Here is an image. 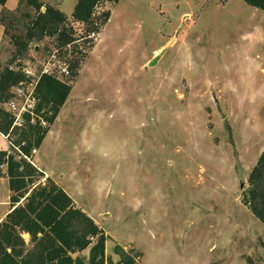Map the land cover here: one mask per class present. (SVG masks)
<instances>
[{"label": "rangeland", "instance_id": "1", "mask_svg": "<svg viewBox=\"0 0 264 264\" xmlns=\"http://www.w3.org/2000/svg\"><path fill=\"white\" fill-rule=\"evenodd\" d=\"M37 1L66 16L70 53L45 36L15 56L12 39L36 14L30 0H6L0 70L58 49L76 66L31 159L42 185L55 183L104 231L107 257L119 245L139 264H264V225L246 205L264 150V12L243 0H119L80 24L78 0ZM9 196L2 176V220Z\"/></svg>", "mask_w": 264, "mask_h": 264}, {"label": "trees", "instance_id": "2", "mask_svg": "<svg viewBox=\"0 0 264 264\" xmlns=\"http://www.w3.org/2000/svg\"><path fill=\"white\" fill-rule=\"evenodd\" d=\"M104 1L119 0H78L71 15L73 22L90 23L95 8ZM243 1L264 12V0ZM5 3L6 0H0L1 6ZM30 4L36 16L23 39L13 37L15 56L21 55L33 40L45 36H56L61 49L75 41L65 15L51 7L41 12L42 5L37 0H30ZM99 18L105 22L109 13ZM69 67L71 76H75V64ZM23 79L19 72L0 70V135L9 144L7 151H0V177L7 179L11 205L0 220V264H139L141 254L119 245L113 249L119 258L114 263L105 255L104 231L75 206L63 189L48 179L45 185L40 182L44 174L31 159L57 119L71 87L42 76L35 87L33 109L23 113L21 123L16 124L14 115L4 105L13 97L11 89ZM248 186L246 205L264 225V150L248 176ZM86 251L85 257L79 256Z\"/></svg>", "mask_w": 264, "mask_h": 264}, {"label": "built area", "instance_id": "3", "mask_svg": "<svg viewBox=\"0 0 264 264\" xmlns=\"http://www.w3.org/2000/svg\"><path fill=\"white\" fill-rule=\"evenodd\" d=\"M87 39L90 42L97 40V33L91 32L88 34ZM70 46L71 45H67L61 49L64 51L63 53L65 55L70 53ZM61 50L58 49L48 52L46 57L35 62H26L25 64H21V61L18 59L13 65L8 67L9 71L19 72L24 77L21 82L11 89L13 97L4 105L7 111L11 113H18V115L13 114L16 124L21 123V116L23 113L33 109L35 103V87L42 76L51 77L60 82H63L71 77L69 64L62 61V59L66 58L64 57L61 59L59 56V52H61ZM17 99L24 100V104L20 108L15 102Z\"/></svg>", "mask_w": 264, "mask_h": 264}, {"label": "crops", "instance_id": "4", "mask_svg": "<svg viewBox=\"0 0 264 264\" xmlns=\"http://www.w3.org/2000/svg\"><path fill=\"white\" fill-rule=\"evenodd\" d=\"M0 137H2L3 139H5L3 136H1L0 135ZM6 140V139H5ZM0 220H2V218H0ZM111 260L114 262V263H116V262H118L119 261V258L116 256V255H114L113 257H111Z\"/></svg>", "mask_w": 264, "mask_h": 264}, {"label": "water", "instance_id": "5", "mask_svg": "<svg viewBox=\"0 0 264 264\" xmlns=\"http://www.w3.org/2000/svg\"><path fill=\"white\" fill-rule=\"evenodd\" d=\"M157 60H158V57H155L154 60H152V62H150L149 66H153Z\"/></svg>", "mask_w": 264, "mask_h": 264}]
</instances>
